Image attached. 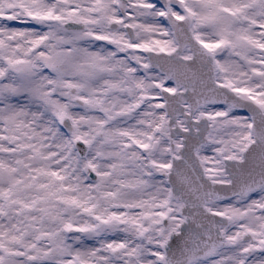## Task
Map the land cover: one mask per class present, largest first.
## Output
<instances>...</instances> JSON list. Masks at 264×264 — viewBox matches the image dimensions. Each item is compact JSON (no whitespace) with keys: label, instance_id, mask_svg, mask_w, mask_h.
Wrapping results in <instances>:
<instances>
[{"label":"snow or ice","instance_id":"snow-or-ice-1","mask_svg":"<svg viewBox=\"0 0 264 264\" xmlns=\"http://www.w3.org/2000/svg\"><path fill=\"white\" fill-rule=\"evenodd\" d=\"M0 264H264V0H0Z\"/></svg>","mask_w":264,"mask_h":264}]
</instances>
